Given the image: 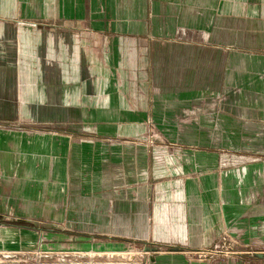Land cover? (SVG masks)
<instances>
[{"label":"crops","instance_id":"0c3cea01","mask_svg":"<svg viewBox=\"0 0 264 264\" xmlns=\"http://www.w3.org/2000/svg\"><path fill=\"white\" fill-rule=\"evenodd\" d=\"M0 211L139 248L114 264H264V0H0Z\"/></svg>","mask_w":264,"mask_h":264},{"label":"rangeland","instance_id":"374dc122","mask_svg":"<svg viewBox=\"0 0 264 264\" xmlns=\"http://www.w3.org/2000/svg\"><path fill=\"white\" fill-rule=\"evenodd\" d=\"M144 126L146 129L150 128L149 120L144 122ZM10 225L24 232L20 234L23 239L18 242L17 247L0 248V264H70L73 261L88 264L90 259L99 260L109 254L105 249L74 246V241H68L65 237L59 238L56 233L46 232L41 218L0 215V227ZM126 251H130L134 258L138 256L139 248L128 246Z\"/></svg>","mask_w":264,"mask_h":264},{"label":"built area","instance_id":"2783aa9c","mask_svg":"<svg viewBox=\"0 0 264 264\" xmlns=\"http://www.w3.org/2000/svg\"><path fill=\"white\" fill-rule=\"evenodd\" d=\"M223 100V97H215L212 99L210 105L216 108L219 103ZM187 114V113H186ZM188 118H184V121H188ZM150 123V140L151 141H158L163 142L164 139L162 136L155 130V126L153 122L149 121ZM236 240L228 235L227 233H223L219 236L216 242L213 244L212 248L202 250L200 255H207V256H220L223 258L229 257L233 255L235 252ZM130 251L119 252L114 255L107 254L105 257H100L99 260H88V264H114V263H126L130 260L131 256ZM70 264H78V262H70Z\"/></svg>","mask_w":264,"mask_h":264}]
</instances>
